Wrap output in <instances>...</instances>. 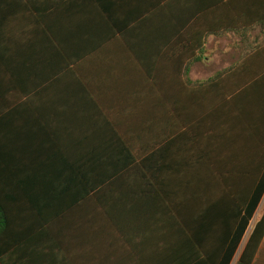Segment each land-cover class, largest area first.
Segmentation results:
<instances>
[{"label":"crops","instance_id":"obj_1","mask_svg":"<svg viewBox=\"0 0 264 264\" xmlns=\"http://www.w3.org/2000/svg\"><path fill=\"white\" fill-rule=\"evenodd\" d=\"M243 37L264 39V0H0V246L226 264L242 230L241 256L264 213V88L246 105L253 64L217 75Z\"/></svg>","mask_w":264,"mask_h":264},{"label":"trees","instance_id":"obj_2","mask_svg":"<svg viewBox=\"0 0 264 264\" xmlns=\"http://www.w3.org/2000/svg\"><path fill=\"white\" fill-rule=\"evenodd\" d=\"M250 40L251 38L248 37L242 38V42L245 44L246 47L244 50H242L243 52L241 53V56L237 64L234 67L225 70L221 74L217 75V76H223L225 74L231 73L235 69H237L238 71L240 69H245L246 68L245 65L246 66L248 64L254 65V66L252 65L253 67L252 83L249 82L243 89L244 91H241L239 93V99L246 105L252 104V102H256V99H254L252 95H254V92L256 90L264 88V39H259V41H257L256 43L250 42ZM241 71L245 73V70H240V72ZM262 191L264 192V182H263ZM242 232L244 231L241 230L240 232H238L239 237L237 238L233 246H231L230 254L227 258L228 261L226 262V264H229V260L231 262V258H233V255L235 254V251L237 250V247L239 245V241L241 240V237L243 235ZM263 237H264V213L261 221L257 224L253 233L249 237V240L240 258H238L236 264H251L253 260V256L255 255ZM21 249L22 247H19V245L0 246V263L20 264L14 258L16 256H19V254H15L16 250H18V252L20 253ZM220 254L218 257L214 258V262L212 264H219L217 258L220 257Z\"/></svg>","mask_w":264,"mask_h":264},{"label":"rangeland","instance_id":"obj_3","mask_svg":"<svg viewBox=\"0 0 264 264\" xmlns=\"http://www.w3.org/2000/svg\"><path fill=\"white\" fill-rule=\"evenodd\" d=\"M259 39H263V38H261V37H258L257 39L251 38L250 42L256 43L257 41H259ZM235 40L236 39H227V40L225 39L223 41H220V42H218V43L215 44V49L214 50L215 51L228 50V51H231V53H233L232 50L234 49L233 46L235 44ZM240 41H241V48H242V50H244L246 46L242 42V39H240ZM242 50H240L241 52H240V54H239V56H238V58H237L236 61L239 60V58L241 56V53L243 52ZM224 59L227 60L228 62L230 61L231 63H233V60H231L232 58L229 59V57H228L227 54H226V57H224ZM235 255H236V253H235ZM233 257H234V255H233ZM239 257H240V251L236 255V258H234L235 260L233 262H231V264H236Z\"/></svg>","mask_w":264,"mask_h":264}]
</instances>
